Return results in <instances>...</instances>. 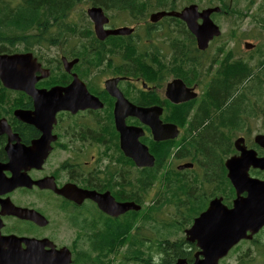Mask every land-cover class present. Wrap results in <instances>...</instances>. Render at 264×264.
Instances as JSON below:
<instances>
[{
  "label": "flooded vegetation",
  "instance_id": "obj_1",
  "mask_svg": "<svg viewBox=\"0 0 264 264\" xmlns=\"http://www.w3.org/2000/svg\"><path fill=\"white\" fill-rule=\"evenodd\" d=\"M195 4L199 11L210 7ZM186 6L132 18L124 12L104 11L109 18L104 25L106 32L132 29L127 34L109 33L105 39L97 36L94 21L89 20L91 30L75 35L73 49L63 45L54 69L48 61L41 62L42 68L50 70L48 76H43L44 69L36 72L34 86L40 90L65 89L78 80L74 93L63 91L70 100L59 102L62 108L54 116L49 108L34 113L32 96L12 90V108L0 112V121L6 119L10 128L0 133V177L9 180L13 175L26 176L40 184L16 186L0 193L1 248L15 236L22 239L23 248L27 247L25 239H34L46 251L69 250L71 260L67 264H174L183 259L194 263L200 251L196 242L188 241L185 235L177 239L176 232L161 237L164 235L158 229L172 223L176 210L175 202L171 204L166 198V191L176 190L166 189L173 164L165 161L159 172L149 173L145 169L155 164L145 167L134 160L145 159V147L155 162L184 159L182 154L190 153L187 144H191V137L205 117L202 112L206 95L214 82L215 75L209 73L222 66L225 52L232 49L230 39L221 43V26V35L200 49L182 19L166 15L151 20L153 13L180 12ZM216 14L211 18L219 25ZM84 22L87 20L78 19L75 33ZM233 30L236 38L239 33ZM92 32L96 38L93 44ZM245 45L246 42V50L254 52L255 47ZM234 55L240 58L236 51ZM254 55L244 58L253 62ZM64 58L67 63L74 61L69 70ZM177 80L184 85L179 90L189 91L183 93L185 96L195 94L194 98L180 103L169 99L168 85ZM132 106L161 107L160 121L175 125L176 135L168 137L173 134L170 131L166 138L156 139L150 124L130 114ZM17 110L30 112L32 122L21 119ZM245 145L264 156V149L255 141ZM22 147L28 149L25 159H11L13 152ZM46 147L48 154L44 156ZM239 153L235 148L226 160ZM17 160L20 166L13 163ZM256 170L251 168V176H256ZM196 190L203 192L200 205L208 206L215 198L209 200L207 186L198 182ZM234 192L232 202L235 189ZM8 200L18 208L36 210L47 223L41 225L20 216L9 206L4 209ZM161 204L162 210L156 212ZM255 236L242 239L226 257L244 244L255 246ZM176 248L181 252L177 253Z\"/></svg>",
  "mask_w": 264,
  "mask_h": 264
},
{
  "label": "trees",
  "instance_id": "obj_2",
  "mask_svg": "<svg viewBox=\"0 0 264 264\" xmlns=\"http://www.w3.org/2000/svg\"><path fill=\"white\" fill-rule=\"evenodd\" d=\"M13 1L0 0V53L32 51L39 56L41 62H46V56L49 54L42 52L44 49L42 46L58 45L62 48L67 44L71 50L75 35H85L86 29L91 30V25L83 27L81 25V30L75 33L78 25L70 17L79 3H83L84 6L102 7L107 14L124 12L129 18L147 17L159 9H175L181 5V0H19L18 3ZM255 1L257 2V0H204L203 4L220 6L221 12L215 17H232L235 22L240 21L237 24L238 28L245 18L250 17L256 28L264 30V0L259 2L256 10L251 11ZM79 18L81 21L88 18L85 10L83 16ZM186 32L190 34L189 31ZM91 35L93 44L96 38L93 32ZM21 43L25 45L24 50H18V44ZM254 52H260V55L253 64L249 60L235 58L234 51L227 49L222 66L209 73L215 75L214 82L210 83L206 95V108L202 112L205 117L201 119L198 131L191 137V144H187L190 153L188 155L183 153L184 159H156L154 167L145 169L146 172L156 173L160 171L165 161L170 160V166L173 164L170 171L173 174L168 175L166 189L176 190L166 191V198L171 204L175 202L176 210L171 219L172 223L158 227L164 235L161 237H170L175 232L178 236L206 209L207 205H200L203 192L196 190L197 182L207 186L209 200L222 196L224 202L231 206L235 192L227 177L225 160L235 151L234 138L245 130H251L260 119V115H264V106L261 104V98L264 96V45L263 47L255 45ZM13 96V91L5 88L0 81V112L12 108ZM188 162L193 163L194 167L178 169L179 164ZM253 174L264 178V171L256 170ZM146 183L151 182L146 179ZM162 205L158 209L154 208L155 211H161ZM263 233L264 229L254 238L258 253L248 264L256 262L264 264ZM176 250L177 253L181 252L179 248ZM246 260L248 259L243 257L240 264Z\"/></svg>",
  "mask_w": 264,
  "mask_h": 264
},
{
  "label": "water",
  "instance_id": "obj_3",
  "mask_svg": "<svg viewBox=\"0 0 264 264\" xmlns=\"http://www.w3.org/2000/svg\"><path fill=\"white\" fill-rule=\"evenodd\" d=\"M220 11V6L208 7L199 11L198 5L191 4L180 12L153 13L151 20L156 21L166 15L182 19L196 37L199 48L205 49L214 37L221 35L219 25L211 18L213 13ZM88 15L94 21L96 34L101 39H105L109 33L127 34L132 32V29L127 27L106 32L104 25L109 21V18L102 7L89 8ZM199 19L202 20L201 24L198 22ZM245 46L253 48L254 45L246 43ZM64 61L69 70L74 61L67 63L65 58ZM42 69H44L42 64L32 52L0 54V80L3 85L9 89L21 90L31 95L35 100L36 109L34 113L39 112L40 108L43 110L49 108L52 116H54L62 108L59 102L70 100L68 95L63 94V91L74 93L78 87V84L75 86L78 80H75L71 86L65 89L59 87H53L50 90L36 89L34 86L37 80L36 72ZM44 70L46 72L43 76H48L50 70ZM180 87L184 88V85L179 80L168 85L167 95L170 100L180 103L194 98L195 94L192 93L185 96L183 93L187 90L181 92ZM51 102L53 103L50 104ZM130 114L140 116L146 124H150L158 140L166 138L164 136L170 131H173V134L168 137L176 135L177 128L175 125L162 124L160 121L161 107L136 108L132 106ZM16 115H19L24 121L32 122L30 112L17 110ZM35 123L37 124V122ZM7 128H9L7 120L2 119L0 121V133ZM255 142L264 148V134H257ZM235 147L240 152L239 155H234L225 162L228 171L227 176L236 191V198L233 200L232 207L227 206L222 197L212 199L207 209L196 217L193 225L185 231L187 240L196 242L200 247V252L197 253L196 261L193 264H219V260L226 256L234 245L242 239H251L264 227V179L252 177L250 174L251 168L264 171V156H258L255 149H248L243 137L235 141ZM48 149L49 147L44 148V156L48 154ZM27 153V148H17L11 159H25ZM144 154L145 159L134 160L139 165L152 167L155 164V159L149 154L147 147L144 148ZM13 163L21 165L19 160ZM192 167V163H184L179 165L178 169L183 170ZM33 183L40 184V182L33 181L26 176L13 175L9 180L0 177V193L16 186L26 184L32 186ZM8 206L20 216L31 218L41 225L47 223L46 218L36 210L18 208L10 201L9 205L4 204V209H7ZM21 240L13 236L9 238L10 242H7L3 248L0 247V264H67L71 260L69 250L46 251L41 242L34 239H25L24 242L27 247L23 248V241ZM65 252L66 254H64ZM199 255L203 257L200 258ZM174 264L188 263L183 259Z\"/></svg>",
  "mask_w": 264,
  "mask_h": 264
},
{
  "label": "rangeland",
  "instance_id": "obj_4",
  "mask_svg": "<svg viewBox=\"0 0 264 264\" xmlns=\"http://www.w3.org/2000/svg\"><path fill=\"white\" fill-rule=\"evenodd\" d=\"M260 1L261 0H259V1L257 0V2L255 1V3L252 6V9H250V10L251 11L256 10L259 6ZM13 2L18 3L19 0H14ZM203 2H204V0H195V2H187V0H181V5H184V4L189 5L190 3H197V4L201 5L202 7H206L203 4ZM88 7L89 6H84L83 3H79L78 6L73 10L70 18L77 22L79 17L83 16L84 10L86 11ZM86 20H91V18L90 19L87 18ZM216 20H217L218 24L222 27L223 41L221 43H223L224 41L226 42L227 39H230V41H231L230 47L234 51H236L238 57L244 58V57L250 56L251 54H255L254 58L256 59V57L260 55L259 54L260 52L254 53V52H252V50L250 51V50H246L244 48L245 42H252L257 46L262 45V47L264 45V30H259L258 28H256L255 25L253 24V22H251L250 17L245 18L242 21V24H240L239 28L237 27V24L240 23V21L235 22L234 18H232V17L225 18L224 16H221V17H217ZM84 25L88 26L90 24L87 22H84L82 24V27ZM233 29H236L237 32L240 34V35H237L236 38L234 37V34L236 32H234ZM247 35H250V37H254L255 39L249 38ZM18 45H19L18 50H24L23 48L25 45L23 43L18 44ZM42 48H44L43 51L41 49L42 52L49 53L46 56V60L51 65V68L54 69V66L56 65L57 60L60 59V52H61L62 48H59L58 45L42 46ZM35 56L39 59L38 55H35ZM244 60H246V59L244 58ZM252 63L254 64L255 61H253ZM261 104L264 106V96H262V98H261ZM7 109H9V108H7ZM263 123H264V115L261 114L260 119L256 122V124L254 126L251 127V130H249V131L245 130L242 133L238 134L234 138V145H235V141L237 140V137L240 135L246 136V138L249 142H254V135L256 133H262V132L264 133ZM182 236H184V235L181 232L180 234H178V236H176V238L179 239ZM249 248H250V252H248ZM243 251L245 253L241 254ZM257 253H258L257 247L247 246V244H244L240 248L236 249V251L231 253L228 257H225L224 259H222V261H220L219 264H240V259H243V257L248 259L243 264H248L249 260L256 258ZM255 264H257V262Z\"/></svg>",
  "mask_w": 264,
  "mask_h": 264
},
{
  "label": "bare ground",
  "instance_id": "obj_5",
  "mask_svg": "<svg viewBox=\"0 0 264 264\" xmlns=\"http://www.w3.org/2000/svg\"><path fill=\"white\" fill-rule=\"evenodd\" d=\"M154 218V217H153Z\"/></svg>",
  "mask_w": 264,
  "mask_h": 264
}]
</instances>
